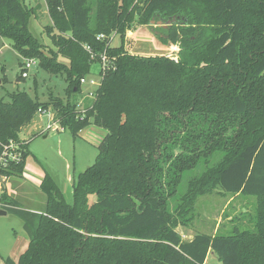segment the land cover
I'll return each mask as SVG.
<instances>
[{
  "label": "trees",
  "instance_id": "obj_1",
  "mask_svg": "<svg viewBox=\"0 0 264 264\" xmlns=\"http://www.w3.org/2000/svg\"><path fill=\"white\" fill-rule=\"evenodd\" d=\"M46 2L56 50L44 52L30 31L34 9L23 0H0V36L22 57L64 74L68 97L42 102L22 90L0 98V157L11 141L21 148L20 160L1 171L23 175L30 150L20 133L40 110L75 137L91 123L107 133L95 162L73 178L72 204L48 172L40 211L3 194L5 211L24 221L29 236L6 264H205L211 251L221 264H264V0ZM134 22L163 46L178 44L177 58L128 51ZM102 54L111 65L81 110L71 95ZM203 163L209 167L172 212L185 176ZM218 187L257 197L254 227L183 239L176 227L199 195Z\"/></svg>",
  "mask_w": 264,
  "mask_h": 264
},
{
  "label": "rangeland",
  "instance_id": "obj_2",
  "mask_svg": "<svg viewBox=\"0 0 264 264\" xmlns=\"http://www.w3.org/2000/svg\"><path fill=\"white\" fill-rule=\"evenodd\" d=\"M23 2L27 7L34 9L29 29L42 43L44 52L49 53L50 50H56L57 47L46 30L47 26L52 25L46 0H23ZM52 32L56 33L57 31L52 30ZM131 32L134 34L132 35ZM125 37L126 48L135 54L137 52L148 54L143 44L136 45V38L149 40L154 46L151 51L153 54L171 56L177 54L179 50L178 44L169 46V49H161L165 46L147 30L146 26L138 22H134L133 27L127 30ZM3 41L10 43L0 54V98L3 97L5 101H9L8 93L25 90L31 96H37L42 102L48 101L50 97L54 96L67 100L68 81L64 74L49 73L41 68L39 59L33 58L37 62L36 68L31 69L27 77H21V66L25 57H22L14 49L11 40L0 36V43ZM113 42L119 43L118 36ZM60 59L65 61L62 57ZM100 72V64L92 63L90 73L85 78L87 81L94 78L97 83L95 85L89 82L82 83L81 92L71 95V99H77L79 109H84L86 102L93 99V92L101 82ZM51 123L52 120L48 113L38 111L31 123L26 125L20 133V140L30 142V154L26 159V179L24 180L27 188L24 189L25 186H23L22 195L19 197L24 208L44 209L46 196L39 187V180L42 173L45 172L44 169L54 176L66 201L72 204L73 178H76L80 172L95 162L98 145L107 133L104 128L91 123L81 131L80 135L75 137L69 129L61 130L59 123H57V126L60 127L58 131L49 130L48 127ZM17 144L14 142V150L18 154ZM218 160L214 159L210 164H214ZM207 167L209 165L203 163L185 176L179 197L171 200L170 209L172 212L180 204L181 195L187 192L189 181L199 176ZM96 199L97 196L92 194L89 197V202L92 203ZM193 205L185 218L186 223L176 227L183 239H189L197 233L214 234L217 231L229 233L235 226L241 229H252L258 200L254 195L227 193L218 187L199 195ZM28 243L29 236L24 227V221L13 212L8 211L6 214H1L0 211V264H6L4 258L7 256L18 259L27 248ZM205 264L221 263L216 253L211 251Z\"/></svg>",
  "mask_w": 264,
  "mask_h": 264
},
{
  "label": "built area",
  "instance_id": "obj_3",
  "mask_svg": "<svg viewBox=\"0 0 264 264\" xmlns=\"http://www.w3.org/2000/svg\"><path fill=\"white\" fill-rule=\"evenodd\" d=\"M104 37H105L104 34H100L98 36L99 39L104 38ZM112 37H113V35H112ZM175 56L176 57H173V58H177V54H175ZM94 57H95L94 54H92V58H94ZM110 65H111V63H110L108 56L106 54H102L101 55V64H100L101 69L103 71H105L107 68H109ZM36 66H37V62L35 59L25 58L22 62V66H21V76L27 77L29 75L31 69L36 68ZM80 82H81V84L89 82L93 85H95L97 83V81L94 78L89 79L87 81L85 77L81 78ZM40 112L48 113L51 120H52V113L51 112H45V111H41V110H40ZM57 123H59V122L52 120L51 125L48 127L49 130L58 131L60 129V127L57 126L58 125ZM63 128H65V127L61 125V130H63ZM17 146H18V154L19 155L14 150V142L11 141L9 144L5 145L4 152L0 157V211L5 210V208L9 206V204L3 200V194L5 193L6 188L9 184V177L5 173H3L1 170L6 168L7 166H9L10 162H12V161L16 162V161L20 160L21 148L18 144H17Z\"/></svg>",
  "mask_w": 264,
  "mask_h": 264
},
{
  "label": "crops",
  "instance_id": "obj_4",
  "mask_svg": "<svg viewBox=\"0 0 264 264\" xmlns=\"http://www.w3.org/2000/svg\"><path fill=\"white\" fill-rule=\"evenodd\" d=\"M136 33V32H135ZM131 34L133 35L134 34V32L132 33L131 32ZM137 40H136V45L139 43V44H143L144 46H145V48H146V50L148 51L146 54L147 55H149V54H151L152 52V49H154V46H153V44L152 43H150L149 42V40H147V39H141V38H136ZM9 43L10 42H8V41H3L2 43H0V54H1V52L3 51V49L5 48V47H8L9 46ZM171 46H174V44H172ZM161 49H169V46L167 47V46H165L164 48H161ZM149 51H150V53H149ZM130 52H132L133 53V51H130ZM139 53H142V55H145V53L144 52H137V54H139ZM153 54V53H152ZM81 133V132H80ZM80 133H79V135H80ZM29 144H30V142H29ZM25 166H26V163H25ZM26 169H24V172H23V175L22 176H12V177H9V184H8V186H7V188H6V191H5V194H7L9 197H13V198H15V199H17L20 203H21V200L19 199V197L22 195L21 193H22V190H23V186H25V184H24V180L26 179L25 178V173H26V171H25ZM45 170V172H43L42 173V175H41V177H40V180H39V187H40V184H41V182H42V179H43V177H44V175H45V173L46 172H48V173H50L48 170H46V169H44ZM51 174V173H50ZM52 175V174H51ZM53 176V175H52ZM53 178H54V176H53ZM55 179V178H54ZM56 181V180H55ZM13 188H15V190H13ZM25 188H27L26 186L24 187V189ZM41 190V189H40ZM43 193V192H42ZM22 204V203H21ZM26 209H30V210H33V211H40L41 209H36V208H32V207H25ZM7 213V212H6ZM193 237V236H192ZM191 237V238H192ZM191 238H189V239H191ZM15 260H17V259H15ZM208 261V257H207V259H206V262Z\"/></svg>",
  "mask_w": 264,
  "mask_h": 264
},
{
  "label": "water",
  "instance_id": "obj_5",
  "mask_svg": "<svg viewBox=\"0 0 264 264\" xmlns=\"http://www.w3.org/2000/svg\"><path fill=\"white\" fill-rule=\"evenodd\" d=\"M152 24H155V21L154 20H152ZM157 25L168 26V25H171V22L169 21L168 23L163 24L162 21H159L157 23ZM172 56H175V54H173ZM1 214H6V211L5 210L1 211Z\"/></svg>",
  "mask_w": 264,
  "mask_h": 264
}]
</instances>
